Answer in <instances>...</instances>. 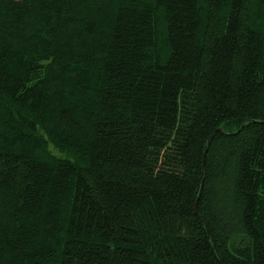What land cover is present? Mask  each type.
I'll return each instance as SVG.
<instances>
[{"label": "trees", "instance_id": "1", "mask_svg": "<svg viewBox=\"0 0 264 264\" xmlns=\"http://www.w3.org/2000/svg\"><path fill=\"white\" fill-rule=\"evenodd\" d=\"M0 264H264V0H0Z\"/></svg>", "mask_w": 264, "mask_h": 264}]
</instances>
